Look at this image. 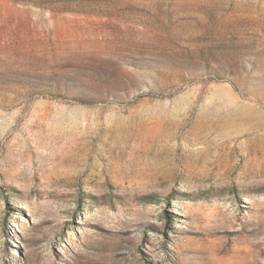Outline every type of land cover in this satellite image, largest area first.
Here are the masks:
<instances>
[{"label":"rangeland","instance_id":"rangeland-1","mask_svg":"<svg viewBox=\"0 0 264 264\" xmlns=\"http://www.w3.org/2000/svg\"><path fill=\"white\" fill-rule=\"evenodd\" d=\"M0 264H264V0H0Z\"/></svg>","mask_w":264,"mask_h":264}]
</instances>
